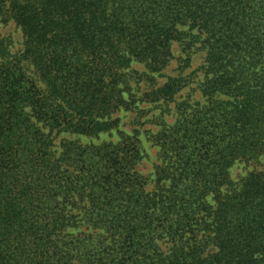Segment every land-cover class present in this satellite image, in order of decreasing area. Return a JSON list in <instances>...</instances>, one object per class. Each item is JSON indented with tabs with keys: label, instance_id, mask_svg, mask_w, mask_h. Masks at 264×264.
I'll use <instances>...</instances> for the list:
<instances>
[{
	"label": "trees",
	"instance_id": "obj_1",
	"mask_svg": "<svg viewBox=\"0 0 264 264\" xmlns=\"http://www.w3.org/2000/svg\"><path fill=\"white\" fill-rule=\"evenodd\" d=\"M9 24L0 264H264V171L231 172L264 159V0H0Z\"/></svg>",
	"mask_w": 264,
	"mask_h": 264
},
{
	"label": "rangeland",
	"instance_id": "obj_2",
	"mask_svg": "<svg viewBox=\"0 0 264 264\" xmlns=\"http://www.w3.org/2000/svg\"><path fill=\"white\" fill-rule=\"evenodd\" d=\"M0 33L2 35H7L10 33H13L14 34L13 37L16 38L15 40L21 41V35H20V33L14 32V25L13 24H9L6 27L0 26ZM174 50H175V47H174ZM175 56L176 57L179 56V52L176 50H175ZM202 61H203V54L200 53L196 56L193 66L191 68L187 69V72H191V71L195 70V68H197L198 65L200 63H202ZM172 63H175V61H173ZM173 68L174 67L172 65L169 66V68L166 70V74L176 75V73L173 71ZM158 80H159L158 82L160 84H162L165 81L164 79H161V78H159ZM191 87H193V86H191ZM196 95L197 94H194V96H196ZM128 120L129 119L126 118L124 121V124L126 123V125H124L123 128H125L126 130L131 129V127L128 126V124H127ZM149 153H150L149 159L141 162L139 167H138L140 169H143L144 171H147V173L150 169L149 164L156 163L155 151L151 150ZM252 171H264V159L261 161H256L254 163L250 162L249 164H246L245 162H239L231 170L233 178H238L241 175L243 176L244 174H246L248 172H252Z\"/></svg>",
	"mask_w": 264,
	"mask_h": 264
}]
</instances>
